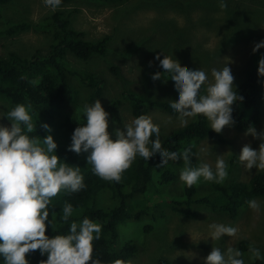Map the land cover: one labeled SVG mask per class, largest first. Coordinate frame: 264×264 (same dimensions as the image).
<instances>
[{
    "label": "trees",
    "instance_id": "trees-1",
    "mask_svg": "<svg viewBox=\"0 0 264 264\" xmlns=\"http://www.w3.org/2000/svg\"><path fill=\"white\" fill-rule=\"evenodd\" d=\"M131 1L62 0L56 10L77 3H84L85 7L95 4L113 9L128 3V8L138 11L154 0H136L132 3ZM165 1L169 4L171 2V0ZM13 2L15 0H0V18L7 20L0 27V36L8 40L7 43H0V106L4 112H7L16 104L30 103L32 119L34 123L36 122V126L34 132L29 135L43 138L46 133L40 125L47 123L51 128L50 134L57 144L55 154L65 163L79 166L85 184V188L79 192L61 191L52 198L51 203L54 207L50 210L49 218H51L52 211L57 214L54 218L53 230L46 226V235L67 234L71 220L79 222L82 217L87 216L102 225L100 239L93 241L94 258H98L101 264H112L113 260H119L120 264H133L134 252L136 254L134 240L141 238L143 232L153 231L156 226L163 229L172 217L184 224L197 220L201 211L204 210L213 213L218 221L224 220V217L235 221L246 209L247 201L256 198L264 199V170H257L258 172L253 177L246 180L241 176V168L237 167L234 155L229 159L231 162L227 168V178L218 185L204 183L202 179L192 187L180 185L177 172L183 167L182 161L179 159L175 162L169 161L163 169H154L153 167L158 163L156 157L150 158L147 163L139 158L133 160L131 166L122 172L119 183L105 181L93 175L90 171L91 166L86 163V153L82 152L77 155L67 151L66 146L70 143L73 129L78 123H83L82 105L91 104L97 99L100 102L103 100L105 93L102 84L104 86V82L96 78L93 80L89 74L85 73L75 74L72 80H67L61 65L67 68L70 65L69 58L88 62L93 58L106 56L108 49L116 51V48L110 47L113 34L119 36L126 33V29L121 26L126 12L119 10L122 17L117 21L112 33L88 40L84 33L73 30L68 17L56 10L37 24L25 21L12 22L10 15L13 12L8 6ZM156 5L158 2L151 6ZM4 8L7 10V15L2 14ZM113 12L118 13L116 9ZM251 20L252 22L259 21L254 18ZM24 30H33V33L45 34V36L48 34L51 37L48 50L43 52L39 48L31 54L24 52L21 47H18L21 44L20 39L14 38L21 36L20 33ZM182 41L189 45L187 39H182ZM228 42L231 43V40L228 39ZM179 44L174 45L179 46L180 55L193 56L192 60H197L194 56L198 50L197 47L187 45L182 48ZM222 46L228 49L225 45ZM186 48L189 49L187 55ZM129 49L132 50L133 47L129 46ZM260 51L262 53L257 51L255 57L252 58V65L243 71L241 83L236 87L238 95L244 98L242 102L233 106L232 117L235 123L231 129L237 133H245L249 125L256 128L261 121L264 88L261 87L260 82L264 81V76L257 75V63L260 56L264 54V49ZM223 56L224 52L221 50H212L208 53V59L218 63L219 58ZM193 63L196 65L195 61ZM178 67L181 68L180 64ZM90 74L95 75L93 72ZM152 74L148 71L143 74L144 86L149 84L146 81L153 84L151 90L153 92L149 96L133 94L126 90V94H123L131 106L132 116H147L151 108L175 115L167 107L172 101L173 92L172 90L171 93L169 92L172 85L167 80L151 81ZM201 92H203V87ZM81 95L83 100L80 99ZM118 105L119 100L116 99L111 100L106 106L102 105L109 113L108 119H116L114 110ZM208 139L212 140L215 145L224 142L221 132L218 134L213 132L209 129L206 118L197 116L184 127L160 137L159 142L162 151L179 152L189 144L194 149ZM192 158H190L192 165L197 164L196 159ZM165 178L173 179L172 182L175 185L179 184L175 189V196L170 193L172 190ZM64 202L72 204L74 214L68 222H59L60 209ZM145 217L149 218L148 222L142 223ZM131 233L132 236H130ZM179 236L180 243L175 244V248L185 247L182 243L184 233L179 232ZM249 245L258 248L264 257L263 244L256 245L248 240L238 239L234 248L243 253L245 264H264V258H250ZM131 247L134 250L133 254L130 252ZM25 258L29 264H39L40 261L46 260L47 256H41L39 250H36L26 254ZM157 259L156 264H171L160 256Z\"/></svg>",
    "mask_w": 264,
    "mask_h": 264
},
{
    "label": "clouds",
    "instance_id": "clouds-1",
    "mask_svg": "<svg viewBox=\"0 0 264 264\" xmlns=\"http://www.w3.org/2000/svg\"><path fill=\"white\" fill-rule=\"evenodd\" d=\"M42 2L54 12L62 0ZM218 5L221 9L225 8V0H218ZM261 48H264V38L255 43L251 51L255 53ZM153 59L159 61L158 71L150 76V80L170 82L175 101L167 107L171 113L178 114L177 119L182 126L197 116L206 118L209 129L217 134L223 128L234 125L233 106L244 98L238 95L233 85L234 77L226 63L220 69H211L212 80L208 82V74L202 69L178 68L174 59H161L159 54ZM257 75L264 76V54L258 59ZM260 83L264 88V81ZM31 113L30 103L16 104L7 112L0 113V118L9 121L7 126L0 124V264H29L26 254L36 250L41 256H47L39 264H88L89 261L90 264H101L93 256V241L100 239L102 225L87 216L79 222L71 220L67 234H45L46 226L53 230L57 214L52 211L49 218L54 207L52 198L61 191L79 192L85 184L80 167L65 163L55 154L57 144L47 123L40 125L46 133L43 138L29 135L36 126ZM81 113L83 123H78L73 129L66 150L77 155L86 153L91 173L100 179L119 183L122 172L131 166L133 160L139 158L147 163L152 157L158 159L154 169H163L169 161L181 160L183 167L179 172V181L185 187H192L201 179L220 184L228 176V166L220 156H217L214 167L205 162L192 166L190 158L196 153L192 151L191 144L179 152L162 151L158 129L145 115L136 116L130 123L123 124V130L114 129L109 133V113L100 100L84 103ZM245 135L258 140L259 144L256 149L244 144L237 156L239 162L245 170H264V128L257 131L249 125ZM246 203L251 209L259 208L256 200ZM73 214L72 204L64 202L59 222H68ZM237 231L230 224L213 222L208 225L205 239L220 241L225 236L234 237ZM248 252L251 259L264 258L260 250L252 245H249ZM112 264H120V261L113 260ZM203 264H245V261L243 253L237 248L229 246L221 250L220 247H211Z\"/></svg>",
    "mask_w": 264,
    "mask_h": 264
},
{
    "label": "rangeland",
    "instance_id": "rangeland-1",
    "mask_svg": "<svg viewBox=\"0 0 264 264\" xmlns=\"http://www.w3.org/2000/svg\"><path fill=\"white\" fill-rule=\"evenodd\" d=\"M133 1L136 0H132L131 3ZM155 2H158V5L152 7L151 5ZM165 2V0H154L138 11H132L133 8H128V3H126L115 8L117 14L111 7L95 4L85 7L84 3L56 10L68 17L73 30L84 33L88 40L112 33L117 21L122 17L119 10L122 9L126 12V17L123 18L121 24L126 29V33L119 36L113 34L110 47L116 48V51L108 49L106 56H99L88 62L69 58L70 65L67 68L61 65L67 80H72L75 74L82 75L83 73L89 74L93 80L95 78L102 80L105 93L101 101L102 105L106 106L113 99L119 100V105L114 110L116 119H108L107 131L109 133H112L114 129L123 130V124L130 123L134 118L131 114V106L123 96L126 94L125 90L133 94L148 96L153 92L151 91L153 88L151 82L146 81L149 84L144 86L143 74L146 71L151 74L158 71L159 61L153 59L157 54L161 59L165 57L170 61L174 59L177 62V67L180 64L181 68L184 66V69H202L208 74V82L212 80L211 69H220L226 63V66L231 69L234 77L233 85L236 89L241 83L243 71L252 65L251 60L255 57L256 52L262 53L260 50L264 49H258L255 53L251 51L254 44L264 38V0H225L226 7L223 9L219 7L218 0H171L170 4ZM8 8L13 12L10 17L14 23L25 21L37 24L53 13L52 10L45 7L42 0H15L9 4ZM2 14L7 15L6 8L3 9ZM258 15H260L259 18ZM251 18L259 21L252 22ZM6 21L5 18H0V27ZM33 32V30H24L20 33L21 36L14 37L20 39L21 44L18 47L28 54L39 48L43 52L48 50L51 37L48 34L45 36V34ZM124 34L126 36H123ZM182 39H187L191 47L198 48L194 54L197 60H192L193 56L187 57L189 50L187 48V56L179 54V46L174 44L180 43L182 48L188 45ZM228 39L231 40V43L228 42ZM0 40V43L8 42L6 37L0 36ZM129 46H132L133 49H129ZM212 50L224 52V56L219 58V63L208 59V53ZM194 61L196 65L193 63ZM90 72L95 75H91ZM169 92L171 93V88ZM171 98V102H174V93ZM80 99L83 100L82 95ZM0 113H4L1 106ZM177 115L151 108L147 117L152 125L157 127L158 139L184 127L179 123ZM165 120L169 123L165 124ZM189 121L191 122L192 119ZM0 124L7 126L9 121L0 118ZM261 128H264V103L260 124L255 129L260 131ZM221 138L224 140L222 144L215 145L212 140L208 139L194 149L192 147V151L194 150L196 153L192 159L195 158L198 162L192 166H198L199 163L205 162L214 167L217 156L224 159L228 166L231 162L229 159L234 155L237 167L241 168V176L246 180L253 177L258 172L257 169L245 170L237 156L244 144H250L253 149H256L259 141L245 133H237L231 127L222 129ZM180 170L178 169V176ZM166 181L173 194L177 185H182L180 181L175 185L172 182L173 179L170 178ZM254 200L257 201L259 208L251 209L247 205L235 221L229 217L218 221L213 213L202 210L200 217L195 221L182 224L180 220L172 217L166 222L163 229L156 226L153 231L143 232L141 238L134 240L136 254L134 252L133 264H156L159 256L171 264H203V259L211 251V247H220L221 250H224L229 246L234 247L238 239H245L256 245L258 243L264 245V199L256 198ZM147 219L149 218L145 217V220L141 222L146 223ZM213 222L235 226L238 229L237 234L234 237H222L220 241L205 239L208 225ZM179 232L184 233L182 243L185 244V247L175 248L174 245L180 243ZM132 247L130 252L133 254Z\"/></svg>",
    "mask_w": 264,
    "mask_h": 264
}]
</instances>
